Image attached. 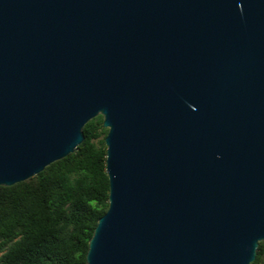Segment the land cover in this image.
<instances>
[{
    "label": "water",
    "instance_id": "water-1",
    "mask_svg": "<svg viewBox=\"0 0 264 264\" xmlns=\"http://www.w3.org/2000/svg\"><path fill=\"white\" fill-rule=\"evenodd\" d=\"M107 129L85 264H250L264 242V0H0V186Z\"/></svg>",
    "mask_w": 264,
    "mask_h": 264
},
{
    "label": "trees",
    "instance_id": "trees-1",
    "mask_svg": "<svg viewBox=\"0 0 264 264\" xmlns=\"http://www.w3.org/2000/svg\"><path fill=\"white\" fill-rule=\"evenodd\" d=\"M83 133L75 152L0 186V264H85L88 241L108 208L102 116ZM250 264H264V242Z\"/></svg>",
    "mask_w": 264,
    "mask_h": 264
}]
</instances>
